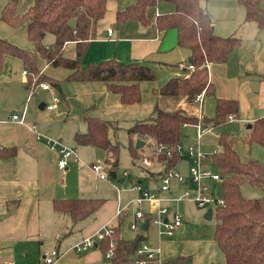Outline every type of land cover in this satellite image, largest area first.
I'll return each mask as SVG.
<instances>
[{
    "label": "crops",
    "instance_id": "0c3cea01",
    "mask_svg": "<svg viewBox=\"0 0 264 264\" xmlns=\"http://www.w3.org/2000/svg\"><path fill=\"white\" fill-rule=\"evenodd\" d=\"M213 1L206 0L210 6H203L211 13L215 32L222 36H237L242 42L232 50L226 61L208 62L213 92L205 93L201 110L204 120L214 116L216 99L222 97L237 99L239 112L237 117L223 126L214 127L203 136L201 147L206 152L220 149L218 139L221 131L242 137L244 129L249 134V123L264 116V28L256 21L247 19L244 5L234 0ZM131 2L108 1L106 14L97 23L96 35L89 41L82 63L116 57L122 62L143 61L152 65L156 78L141 82L142 101L139 103L123 104L120 94L109 90L103 80H68L70 69L53 66L44 56L39 58L40 72L59 80L62 90L50 80L30 85L28 75L24 74L27 68L23 59L12 54L5 55L0 70V149L3 151L0 154V264H48L44 261L43 253L53 249L61 253L55 264H110V258L98 244L81 251L75 250L74 245L87 237H96L106 227L113 228L123 214L121 236L132 239L142 234L144 239L141 243L160 248L162 264H226L224 253L214 238L216 224L212 236L192 226L191 221L197 218L202 209L184 194L186 191L193 194L196 188L189 189L182 185L186 178L184 181L173 178L169 189H161L165 171L174 169L184 157L179 158L175 165L168 166L167 161L161 160L159 155L147 156L153 151V144L144 149L145 155L142 156L148 157L151 164H144L141 158L140 166L125 169L126 178L121 185L100 177L91 166L81 164L83 161L108 157L103 148L80 145L75 140L77 132L87 131L88 114L108 120L111 123L109 137L113 142H119L112 138L111 132L115 134L124 125L128 131L136 120L155 114L156 107L164 110L184 109L196 117L200 113L199 104L194 99L157 91L169 78L191 74L186 66L191 63V51L178 44L177 30L169 29L163 34L156 24V16L173 11L175 5L161 1L158 5L149 6L148 25L132 20L116 26L117 11ZM33 3L34 0H18V13H25ZM216 9L218 13L214 12ZM110 29L112 32H109ZM10 34L15 35L9 38L7 35ZM0 36L12 39L21 47L35 48L25 25L9 26L0 20ZM47 37L48 33L44 38L45 43L52 44L54 34L49 41H46ZM76 44V41H67L63 48L64 56L75 58ZM41 82H48L51 88H43ZM14 114H19L23 121L15 119ZM196 132L193 123L183 126L181 143L184 147L189 146L186 143L196 141ZM127 134L129 146L131 136ZM46 137L58 139L76 150L65 169L58 165V149L49 145ZM133 139L137 142L140 138L133 136ZM254 144L249 146L246 157H255L252 155ZM211 157L205 164L218 170L213 155ZM156 174L160 177V184H154ZM87 175L92 179H88ZM108 181L112 182L116 193L111 190L110 194H103V184L107 185ZM136 183L141 185V189L135 188ZM144 185L146 188L143 189ZM211 186L216 195L222 196V180L211 182ZM143 191L154 192L163 199L162 205L168 209L166 219L172 220L176 212L182 213L183 225L174 234L160 233L153 219L156 208L152 201H137ZM123 192L135 194L126 198L122 196ZM60 198H102L104 202L93 213L74 222L70 212L55 208L54 202ZM188 200L193 204L191 209L179 203ZM139 209L144 213L143 219L136 215ZM208 209L205 216L211 218L215 207L210 217ZM133 222L138 226L135 229L131 226ZM152 224L157 226V230L151 229ZM178 256L187 259L171 262L172 258Z\"/></svg>",
    "mask_w": 264,
    "mask_h": 264
},
{
    "label": "trees",
    "instance_id": "16d2710c",
    "mask_svg": "<svg viewBox=\"0 0 264 264\" xmlns=\"http://www.w3.org/2000/svg\"><path fill=\"white\" fill-rule=\"evenodd\" d=\"M109 0H34V3L23 14L18 13V0H8L0 12V20L12 25H25L28 37L35 43L33 50L23 48L6 37L0 36V70L4 57L12 54L23 59L28 70V81L35 85L42 80H50L62 90L61 82L40 72L38 62L44 56L53 66H64L70 69L68 80L88 81L103 80L109 90L119 93L123 104L142 101L141 82L156 78L155 68L143 61L122 62L116 57L83 64L89 41L96 35V26L107 11ZM161 1L175 5L173 11L156 16V24L160 32L176 29L178 44L191 51L195 69L189 76L169 78L158 89L165 95L186 96L194 99L197 93L206 89L213 92L209 80L208 62H224L232 50L239 46L242 39L237 36H222L215 32L211 13L203 6L204 0H132L131 3L116 13V26L127 21L137 20L143 25L149 24L147 8L158 5ZM246 8L248 20H254L264 28V7L262 0H234ZM76 18L75 25L71 20ZM52 33L55 40L47 45L44 38ZM67 41H76L75 58L64 56L63 48ZM239 102L233 98L216 99V110L212 117L204 120L205 124L220 127L237 117ZM88 129L77 132L75 140L80 145H93L103 148L108 153V161L118 164L120 145L109 137L110 122L97 115H86ZM196 116L189 115L184 109L164 110L156 107L155 114L136 120L129 127V150L134 159L143 158L146 142H150L153 151L147 156L154 157L155 146L165 143L176 148L183 139L185 123H194ZM133 136L144 141L142 147L135 145ZM242 140L251 146L257 143L264 147V116L252 122L247 137ZM239 138L228 131H221L218 139L220 151L213 155L222 177V196L225 204L215 207L217 222L214 238L224 253L226 264H264V196L247 197L242 192L243 184H251L264 192V163L255 157L243 159L238 150ZM0 149V154H2ZM9 152V150H8ZM10 152L12 149L10 148ZM9 152V153H10ZM168 166L179 160L178 154L171 157L159 154ZM104 202L102 198H70L56 199L55 208L70 212L74 222L85 218L98 209ZM150 216V214H147ZM124 214L119 217L118 224L112 228L98 243L106 253L112 240L115 241L114 255L110 264H139L136 251L144 236L137 235L132 239L121 236ZM186 257L178 256L171 262H181ZM155 259L148 264H155Z\"/></svg>",
    "mask_w": 264,
    "mask_h": 264
},
{
    "label": "built area",
    "instance_id": "2783aa9c",
    "mask_svg": "<svg viewBox=\"0 0 264 264\" xmlns=\"http://www.w3.org/2000/svg\"><path fill=\"white\" fill-rule=\"evenodd\" d=\"M109 32H112L110 29ZM185 66V65H183ZM189 70L192 72L195 69V65L193 63H188L186 65ZM25 75H28V70L24 71ZM40 85L47 89L51 88V85L48 82H41ZM206 93V89L202 90L201 92L197 93L194 97V100L199 104L200 107V113L197 116V121L194 122V126L197 128L196 132V142L197 144H191L187 148L182 145V143L178 144L176 148H171L165 143H158L155 147V153L157 155L163 153L167 157H171L174 153L178 154L179 158H183L186 156H195L196 160L194 164L190 167V176L196 183V195H193L190 191H186L184 196L189 199H193L198 206L205 207L207 205H214V207L224 205L225 200L223 196H218L215 194L211 182L222 180L221 174L218 170H213L211 167L207 166L205 163L209 159H212L211 155L216 154L220 151L219 148H215L212 152H206L203 151L201 147V141L203 136L214 129L213 125H208L204 123V116L202 113V106H203V98ZM13 117L15 119H20L22 122V118H19V114H14ZM234 117L230 116V119H233ZM189 123H185L184 125H188ZM47 142L52 147H55L58 149L60 153V159L58 161V165L61 169H65L68 166L69 160L72 155L76 153V150L72 147H69L67 145H64L60 140L54 139L51 137H46ZM143 163L146 165L151 164V160L148 157H144L142 159ZM91 168L93 171H95L100 177L104 179H109L106 173L103 171V165L98 162L91 163ZM173 178H177L180 181H184L186 176L183 174H180L177 170L174 169H168L165 171L164 176L162 178V184L161 189L167 190L170 188V184ZM208 180H211V182H208ZM136 189H141V185L139 183L135 184ZM142 196L137 199L138 202H141L144 199L151 200L154 204V207L156 210L153 212V219L154 222L159 226V231L161 234H167L172 235L174 234L175 230L183 225V215L179 212H176L174 214V217L172 220L166 219V213L168 211L167 207L162 205V198L157 196L154 192L149 191H143ZM136 215L140 218H144V213L141 209L136 211ZM132 228H137V224L133 222L131 224ZM112 228H104L100 230L96 237H87L83 241L77 243L74 245V249L77 251L85 250L87 248H90L92 246H95L97 243L96 239L98 241L102 240L105 235L110 234L112 232ZM114 247H115V241L112 240L110 243V248L106 251V256L111 258L114 255ZM161 253L160 248H153L147 243L143 242L139 246V248L136 251L135 259L139 264H148L150 260L155 259L157 262L155 264H162V259L159 256ZM61 253L57 249H53L52 251H45L44 252V261L48 264H55Z\"/></svg>",
    "mask_w": 264,
    "mask_h": 264
},
{
    "label": "rangeland",
    "instance_id": "374dc122",
    "mask_svg": "<svg viewBox=\"0 0 264 264\" xmlns=\"http://www.w3.org/2000/svg\"><path fill=\"white\" fill-rule=\"evenodd\" d=\"M7 1L8 0H0V12L2 11V9L7 4ZM208 1H213V0H208ZM203 5L210 6V4L208 2H206V0L203 1ZM240 7L243 9V11L245 10V8L243 6H240ZM214 12L218 13L219 11H217V9H216ZM6 24L8 25V23H6ZM9 26H10V24H9ZM20 31H21V29H20ZM13 35H15V34H10L7 36H9V38H10ZM52 35L53 34L48 33V37L46 38V41H49V39H51ZM247 131H248L247 129H244V133L242 134V137H238L239 142H238L237 147L240 150V154H241L243 159L248 158V157H246V152L249 149V145H248V143H245L242 140L243 137L248 136ZM127 133H128L127 127L125 125L122 126L121 128H119L115 134H114V132L110 133L112 135V138H114V139L116 138L115 140L119 141L120 156H119V164L118 165H114L112 162L108 161L107 160L108 157L103 159V160L101 159V160H97V161H94V160L83 161V162H81V164L89 167L91 165V163H93L92 161L101 163L103 165V171L108 176L109 181H112L113 183H117L118 185H121L123 179L126 178V176L124 174V170L125 169L131 170L134 166H140L139 164L141 162V158L134 160V158L130 154V150H129V146H128V134ZM134 137H137V136H134ZM135 143H137V142H135ZM149 143L150 142H148V141L146 142V144L144 145L145 148H150L151 144H149ZM195 143H196V141L194 142V140H192L191 142L186 143V144L191 145V144H195ZM204 148H207V147L205 146ZM252 150H253L252 155L255 156V158L260 159L264 163V147L254 144ZM195 160H196L195 156H186V157H184V159H181L180 161L178 160L179 162L174 168V170H177L180 174H183L186 176V181L181 183V184L184 186H187L189 189H193V188L195 189L196 188L195 182H193L192 178L190 177V167L192 166V164H194ZM152 168H153V166L150 167V170H152ZM111 171H116L117 176L116 177L111 176V174H110ZM87 177H88V179H92L91 176H89V175H87ZM156 178L157 179H154V184H160V177L157 175ZM109 181L107 182V185L103 184V188H102L103 194H110L111 190H113L115 193L117 191L116 188L113 187L112 182H109ZM142 187H143V189L146 188L145 185ZM219 191H220V189H218V193H219ZM242 192L247 197H262V196H264V192L260 188L253 186L251 184H243L242 185ZM134 194H135L134 192H123L122 196L127 198V197H130L131 195L134 196ZM193 195H196V190L194 191ZM177 196H179V195H177ZM179 203H182L188 209H191V207H193V204L190 200L182 201ZM209 207L213 208L214 205L211 204V205H207L205 207H201L202 210L199 211L197 218L193 219L191 221V223H192V226L194 227V229H201L203 232H206L209 236H212L214 226L217 222V218H216L215 214L211 218H207L205 216L206 210ZM151 229L152 230L154 229V231H155V230H157V226L155 224H152Z\"/></svg>",
    "mask_w": 264,
    "mask_h": 264
},
{
    "label": "water",
    "instance_id": "95a60500",
    "mask_svg": "<svg viewBox=\"0 0 264 264\" xmlns=\"http://www.w3.org/2000/svg\"><path fill=\"white\" fill-rule=\"evenodd\" d=\"M76 22H77L76 18H74V19L71 20V23H72L73 25H75ZM189 60H190V62H191V61H192V57H190ZM251 126H252V123H249V124H248V127H251ZM136 145H137V147H142V146L144 145V141L141 140V139H138ZM110 174H111V176L116 177V173H115V171H111ZM127 182H128V179L125 181V183L127 184ZM212 212H213V211H212V208H209L208 211H207V214H208L209 217H210V215L212 214ZM145 228H147V227H145ZM145 228H143V229H145Z\"/></svg>",
    "mask_w": 264,
    "mask_h": 264
}]
</instances>
